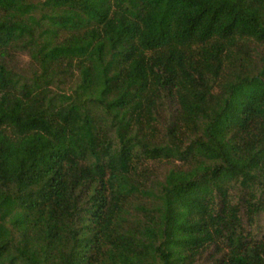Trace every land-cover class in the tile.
<instances>
[{
	"label": "trees",
	"instance_id": "16d2710c",
	"mask_svg": "<svg viewBox=\"0 0 264 264\" xmlns=\"http://www.w3.org/2000/svg\"><path fill=\"white\" fill-rule=\"evenodd\" d=\"M262 214L264 0H0V264H264Z\"/></svg>",
	"mask_w": 264,
	"mask_h": 264
},
{
	"label": "rangeland",
	"instance_id": "374dc122",
	"mask_svg": "<svg viewBox=\"0 0 264 264\" xmlns=\"http://www.w3.org/2000/svg\"><path fill=\"white\" fill-rule=\"evenodd\" d=\"M22 60L26 62L25 58H23ZM252 231L257 235H260L264 232V214L260 215Z\"/></svg>",
	"mask_w": 264,
	"mask_h": 264
}]
</instances>
